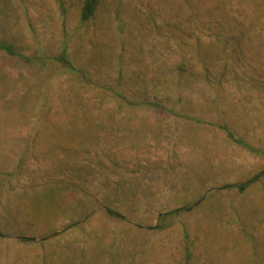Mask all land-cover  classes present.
<instances>
[{"label": "rangeland", "instance_id": "374dc122", "mask_svg": "<svg viewBox=\"0 0 264 264\" xmlns=\"http://www.w3.org/2000/svg\"><path fill=\"white\" fill-rule=\"evenodd\" d=\"M83 4L0 0V264H264V0Z\"/></svg>", "mask_w": 264, "mask_h": 264}, {"label": "trees", "instance_id": "16d2710c", "mask_svg": "<svg viewBox=\"0 0 264 264\" xmlns=\"http://www.w3.org/2000/svg\"><path fill=\"white\" fill-rule=\"evenodd\" d=\"M102 0H84V4L81 11V19L82 21H90L96 16V12L101 4ZM15 45L10 42H1L0 43V50H6L10 53H14ZM181 209H177L173 211L172 214L180 213ZM1 234V231H0ZM186 264H190V261L187 260Z\"/></svg>", "mask_w": 264, "mask_h": 264}]
</instances>
